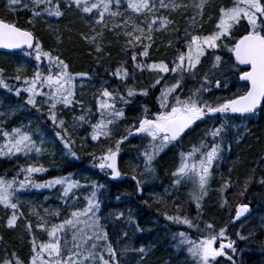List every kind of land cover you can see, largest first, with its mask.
I'll list each match as a JSON object with an SVG mask.
<instances>
[{"label":"trees","instance_id":"16d2710c","mask_svg":"<svg viewBox=\"0 0 264 264\" xmlns=\"http://www.w3.org/2000/svg\"><path fill=\"white\" fill-rule=\"evenodd\" d=\"M69 1L71 0H52L51 5L41 4L34 9L32 0L24 4L26 7H10L9 0H0V19L31 31L36 37V43H40L42 50L51 52L53 56L59 55L69 65V71L72 74L87 73L88 76L83 77V81L98 86L106 83L105 87H109L110 90H118L122 95H126V89L129 87L137 90L148 88L149 94L130 97L128 98L130 103L127 105L118 103L117 107L123 108L125 111V118L113 126L111 139L102 137L100 141H93L90 136L81 140V134H75L76 128H72L74 123L69 122L71 112L67 111L63 105H58V120L65 121L67 132L74 141L72 148L78 158L72 157L56 135L62 130L48 119L49 105L38 107L39 110H37L25 103L28 93L23 91V88L26 87L23 78L33 76L37 63L40 64L41 69L47 68L48 60L45 58L40 62L35 61V48L30 52L0 53V70H3L0 77L12 88L10 92L8 89L0 87V101L3 102L5 108L16 103L24 106L19 114L16 113L8 119L4 126L5 129L0 133L11 131L16 127L21 128V123H24L21 122V119L25 121L27 118L30 119L31 128L33 127L35 130L32 135H40V132H43L45 137L57 140L54 145L56 152L54 158H50L51 155H48L44 160L43 166L47 171L33 174L32 179L36 182H44L54 177L71 174L73 179H77L85 185L81 189L89 193L88 196L82 195L77 198L83 202H87L86 198L91 196L94 190L91 186L93 183L103 185L104 187L99 188L96 196L100 202L99 216L103 215L109 207L115 208L119 214L123 213L118 218V221L122 223V236L133 244L135 254L143 261V264H194L193 258L187 252V245L179 244V233L184 232L192 239L198 240L207 234L205 225L208 223L214 225V230L217 233L221 228H227L224 241L231 239L242 241L240 239V235H242L247 237L242 241L243 243H249L248 240L251 239L253 240L252 245L260 247L262 256L257 259L250 255L249 246H243L241 264H264V228L260 226L262 218L253 217L236 223L232 222L236 206L252 204L253 201H257V211L264 216V183H261V180H264V109L258 114L246 117L228 113L225 115L216 114L214 117L198 121L179 143L174 146L170 145L156 157L152 165L154 172H148L147 175L151 183L142 187L143 195L141 196L138 194L137 180L142 181L146 173L141 152L148 140L142 136L129 137L121 145L118 156V167L125 179L109 180L106 176L107 171H101L94 166L96 161L92 154L99 156L110 145H114L116 140L126 134L129 126L136 123L145 107L150 112H155L159 107L156 98L160 95L161 85L150 88L157 78V74L135 69L132 56L128 57L126 64L120 66L125 61L123 55L118 52L121 46L120 34L112 33L105 28L102 39L98 43L102 47V51L99 53L95 50L96 43L84 42L83 38L87 34L88 26L86 27L82 21L80 12H72L68 9ZM57 3L60 5L63 15L60 16L56 26L49 27L42 18L49 16L45 9L48 6L55 7ZM70 7L72 8V6ZM33 10L39 11L40 16H34ZM211 12H214L213 15L211 14L214 16L217 9ZM158 16L173 21L165 28L168 30L166 36L160 37L163 47L159 49V52H154V43H148L151 44V47L148 48L147 57L139 54L144 49L136 48L138 53L136 63L150 64L163 61L171 66L178 53L186 51V42L190 36L196 35L195 32H190L191 29L187 23H182L179 15L176 14L168 18V15H163L160 12ZM213 21L215 20H211L207 26L204 24H199V26L200 28L210 27L211 30ZM240 34L242 33H237V38ZM165 52H168L166 57L160 58L161 54ZM27 53H31V55ZM215 55L222 57V68L219 70L212 68ZM125 58L127 59V57ZM16 60H22L24 65H15ZM233 62L234 58L226 48L208 49L206 55L202 57L201 65L197 68L195 78L185 77L182 96H187L190 94V90L199 88L205 73H208L211 81V91L204 94L205 99L209 102L218 103L223 99L232 98L234 94H241L244 91V83L238 79L237 72L239 70L228 71L227 69V65ZM21 66H24L25 69L18 72L17 69ZM122 66L127 67L130 73V77L126 81L113 75L116 69ZM240 69L242 68L240 67ZM54 70L56 69L53 68ZM17 75L21 76L20 80L15 79ZM77 77L79 78V76ZM176 78V74H168L164 82L171 84ZM216 79L221 80L220 88L215 87ZM18 88L21 89L20 96L15 95V90ZM75 96H77L76 92ZM83 103L87 102L83 100ZM93 104L97 105L96 102ZM97 113L99 116V111ZM224 122H226V131L222 142L220 138H216V142H221L220 158L214 164L208 194L200 202L201 208L198 210L195 201L190 196L194 188L193 184L184 182L179 186H174L172 172L180 162V152L188 151L193 144H198L201 140L210 145L213 138L206 135V131L219 127ZM185 139L189 141L184 143ZM28 157L23 153L14 156H0V176L9 180L13 177L17 181L23 180L26 174L20 172V169L27 167L30 163L27 161ZM133 176L137 180H133ZM226 182L229 186L221 191ZM148 189H152L158 196H151L152 194L147 192ZM35 190L38 189L29 186L18 191L16 196L27 195L30 194V191ZM225 199L228 201L227 204H224ZM11 215V209L0 205V261L15 253L24 264H29L33 238L39 244L47 242L49 237L38 227L37 222L39 221L28 216L22 206L19 205L18 208L16 225L9 228L7 220ZM174 215L187 216L199 227L188 228L187 225L182 226L180 223H174L166 218V216ZM28 224H31V231L27 227ZM104 229L108 231L105 226ZM125 233H127L126 236ZM67 238L71 241V230L68 231ZM107 242L112 243L109 233ZM105 243L99 242L100 251H103ZM112 245L116 250V245ZM141 247L145 249L143 254L138 251ZM244 247H246L245 250ZM116 253L118 254L117 251ZM103 254L105 258L108 257L107 252H103ZM117 260L119 264H126L123 260L120 261L118 256ZM213 264L231 263L224 258H219Z\"/></svg>","mask_w":264,"mask_h":264},{"label":"snow or ice","instance_id":"6c2138e0","mask_svg":"<svg viewBox=\"0 0 264 264\" xmlns=\"http://www.w3.org/2000/svg\"><path fill=\"white\" fill-rule=\"evenodd\" d=\"M32 2L34 9L41 4H52V0H32ZM113 2L118 6L120 0H97L91 4L89 0H71L69 6L75 5L77 8H82L84 13H92L93 9L98 10L99 18L96 23L103 24L107 28L105 13L112 17L120 15L118 11H111ZM9 6L26 7L23 0H9ZM207 6L208 0H199V3L195 5L201 17ZM159 7L168 8L169 4L165 3V0H159ZM180 7H187V5L171 4L173 10ZM128 8L135 13L144 15L154 12L156 2L155 0H128ZM45 11L49 16L59 17L63 15L58 3L54 8H46ZM40 14L39 11L33 10L34 16H40ZM158 19L160 28H166L168 24L173 23L165 17ZM156 24L157 19H152L143 26L132 21L129 27V21L126 20L124 22V35L127 37V45L133 48L137 45L143 46L144 50L140 55L147 57L148 48L151 47V44H145L144 41L153 39V32L159 30L154 28ZM112 27L116 29L120 28L121 25L114 24ZM237 33L242 34L237 38ZM98 36L102 37L103 33H97L96 36L85 37V39L95 43ZM33 41L32 32L23 30L15 23H8L0 19V48L17 49L23 46H27L29 49L35 48V61L40 62L45 58L48 60L47 68L41 69L40 64L37 63L33 76L23 78V83L26 85L23 91L28 93L25 103L39 110L37 97H46L45 103L49 105L48 119L62 130L56 133L57 137L63 143L64 148L68 150V154L78 158L76 152L73 151L74 141L67 132L65 121L63 119L58 120L57 106L68 107L73 104L74 81L77 76L86 77L88 74H72L69 71V65L59 55L53 56L51 52L43 51L40 43L34 44ZM221 47L226 48L234 57V62L227 65V69L228 71L239 70L237 72L238 79L244 82V91L241 94H234L232 98L223 99L222 102H209L205 99L204 94L211 91V81L208 73H205L201 86L190 90L189 95L182 96L185 77L195 78L197 68L201 65L202 57L206 55L207 50H217ZM95 50L99 53L102 48L97 44ZM27 54L31 55V53ZM131 59L135 69L157 74V78L150 85V88L161 85L160 95L156 98L159 107L155 112H150L145 107L143 114L137 118L136 123L130 125L126 134L116 140L114 145H110L99 156L92 154L96 161L94 166L101 171L109 170L112 179H117L122 175L118 167V156L121 145L130 136L140 135L147 138L148 143L144 146L141 155L144 158L145 171L151 173L154 172L152 165L156 157L170 145L174 146L179 143L198 121L214 117L216 114L232 113L245 116L264 109V0H232L230 7H220L214 30L203 36L191 35L186 42V51H180L172 61L171 66L163 61L150 64L136 63L137 55L135 53ZM222 63V57L215 55L212 68L219 70L222 68ZM239 66H245L247 70L240 69ZM53 68L56 71H53ZM2 71L0 70V73ZM17 71L20 72L23 69L18 68ZM168 74H176L177 77L171 84L164 82ZM113 75L122 81H126L130 77L127 67L123 66L117 68ZM15 79L20 80L21 76L17 75ZM0 87L12 91V88L2 77H0ZM215 87H221L220 79L215 80ZM148 94V88L137 90L129 87L126 89V95H122L118 90L102 87L97 97L99 119L95 123H91L88 117L92 110L88 108L80 116L74 117V120L81 125L90 124L91 140L100 141L102 137L111 139L113 126L125 118V111L123 108L117 107L118 103L127 105L130 103L128 98L137 95L147 96ZM15 95L20 96L21 89H16ZM225 125L226 122L221 123L219 127L206 131V135L213 138L210 145L201 140L198 144H193L188 151L180 152V162L172 172L174 186H179L184 182L193 184L194 188L190 196L195 201L198 210L201 208L200 202L208 194L214 164L220 158L221 142L226 131ZM2 135L5 139L4 143L0 144V156H14L20 153L28 155L33 151L40 154L44 151L41 146H37L32 135L20 127L12 128L10 132L3 131ZM216 138H220L221 142H216ZM42 144L43 141H41ZM46 171L47 169L43 165L29 163L27 167L20 169V172L26 174L23 180L17 181L15 177L9 180L0 176V205L12 210V215L7 220L9 228L14 227L18 219L19 203L16 199L18 191L29 186L34 189H52L59 185L62 187V198H74V190L85 187L79 180L73 179L71 174L54 177L44 182H36L32 179L33 174ZM132 179L137 180L135 176ZM141 183L137 180V190L142 192ZM261 183H264V180H261ZM91 186L94 190L91 196L86 198L87 206L85 208L71 211L70 216L58 224L53 223L46 226V221L38 224L39 228L47 232L49 239L47 242L37 244L33 238L29 264H89L90 261L93 264H119L116 250L112 243L107 242L108 233L105 231L104 225L100 223L99 216H97L100 210V202L96 199L97 191L104 186L96 183ZM228 186L226 182L221 191ZM65 203H67V199H65ZM227 203L228 201L225 199L224 204ZM248 212L249 206L247 204L238 205L235 210V219L239 220ZM52 214L58 217L60 212L55 211ZM120 215L122 216L123 213ZM166 218L174 223L187 225L188 228L199 227L187 216L174 215L166 216ZM27 227L31 231V224H28ZM69 230H71V241L67 238ZM205 230L207 234L198 240L192 239L184 232L179 233V244L187 245V252L193 258L194 264H213L217 257L224 256H227L231 264H236L233 255H228L227 252V250H231L233 254L236 253L235 241L222 242L226 238L227 228H221L217 233L214 230V225L208 223L205 225ZM126 235L127 233H125ZM240 239L245 240L247 237L240 235ZM101 241L106 242L103 251L99 250V242ZM218 241L220 242L217 246ZM138 251L143 254L145 249L141 247ZM103 252H107V258ZM0 264H24V262L13 253L11 257L0 261Z\"/></svg>","mask_w":264,"mask_h":264},{"label":"rangeland","instance_id":"374dc122","mask_svg":"<svg viewBox=\"0 0 264 264\" xmlns=\"http://www.w3.org/2000/svg\"><path fill=\"white\" fill-rule=\"evenodd\" d=\"M29 0H23V4L28 2ZM71 3V1H69ZM97 0H89V3H95ZM156 2V8L154 9L153 13H145L144 15H140L138 13L133 12L130 8H128V0H120L119 5L117 6L115 2H113L111 11H118L120 13L119 16L112 17L108 13H105V22L107 23L109 29L112 33H117L120 34V44L121 46L118 49V52L123 55L125 61L120 64L124 65L128 62V57L132 56L134 53L138 55L136 48H140L143 50V46L137 45L135 48L127 45V37L124 35V22L126 20L129 21V27L132 21H135L137 24H141L142 26L146 24L147 22H150L152 19H157V24L154 25V28H157L159 30L154 31L152 36L153 39L151 41L145 40L144 43L148 44L150 42L154 43L153 50L154 52H159V49L163 47L160 42V37L161 36H166L168 30H165V28H160L159 25V16L158 14L160 12L163 13V15H168L169 17L175 16L176 14L179 15L182 19V23H187V26H190V32L193 31L195 32L196 35H207V32L209 33L214 30L215 27V22L218 16L219 8L222 6L225 7H230L232 4V0H208V6L205 8L204 14L201 17V15L198 14L199 10L195 7L197 3H199V0H165V3L169 4L168 8H160L159 7V0H155ZM69 3V5H70ZM176 3L178 5H187V7H180L176 10H173L171 8V4ZM68 5V9H70L72 12H80L81 14V19L85 23V26H88V31L87 34L84 36V42L88 44H95L96 45L100 42L102 37H97L95 43L91 42L90 40L85 39V37H92L96 36L97 33H103L104 34V27L103 24H97L96 20L99 18V12L96 9H93L92 13H84L82 11V8H77L75 5H72V8ZM217 5V6H216ZM48 8H54L51 6H48ZM217 9V12L215 13L214 16L213 13L211 12L212 10ZM212 14V15H211ZM193 17L195 18L193 20ZM59 17L56 16H47L43 17L42 20H44L49 27L56 26L57 23H59ZM211 20L213 23H211V30L210 27L207 28H200V25H208ZM114 24H119L121 25L120 28L113 29ZM91 30V31H90ZM184 31V29H183ZM201 32V33H199ZM208 33V34H209ZM95 45V46H96ZM102 48V47H101ZM141 52H139L140 54ZM168 52L162 53L160 58L166 57ZM142 56V55H140ZM127 57V59L125 58ZM146 60V59H143ZM15 65H24L22 60H16ZM20 69H25L24 66H21ZM56 71V70H54ZM75 92L77 96H74L73 99V104L68 106L67 111L69 110L71 112V116L69 119V122H73L74 126L72 127L73 129L76 128L75 134H81L80 139L82 140L83 138H88L90 136L91 138V128L90 124H83L81 125L80 123L76 122L74 120V117H78L81 114H83L88 108H91V115L88 117L91 123H95L97 119H99L98 116V109L97 105H94L93 102L97 103V97L96 95H99V91L101 90L102 87H105L106 83H104L102 86L98 85H91L88 82H85L78 77H76L75 81ZM44 91H47V89H44ZM83 93V94H82ZM85 95V96H84ZM28 98V97H27ZM46 97H37V105L38 107L47 105L45 103ZM83 100L87 102L86 104L83 103ZM24 106L21 104H12L10 106H7L6 108L3 105V102L0 101V113H3V115H0V131L4 130L5 124H7V121L10 117L13 115L19 114L23 110ZM30 119H27L25 121L21 120L22 125V130L29 132L30 135H32V132L35 131L33 127L31 128V123H29ZM198 123V122H197ZM76 124V125H75ZM3 128V129H1ZM10 132V131H9ZM140 136V135H139ZM32 138L36 141L37 146H41L44 151L40 154L35 153L34 151L31 152L27 155L29 156L27 161L30 162L31 164H42L44 165V160L47 158L48 155H51L50 158H54L55 156V143L57 142L56 139H51L48 136L45 137V134L43 132H40V135L38 134H33ZM3 135L0 133V143L4 142ZM41 141H43V144L41 145ZM189 140L185 139L183 142L187 143ZM148 172L145 173L144 179L141 181V185L143 186H148L151 182L147 177ZM83 185V184H82ZM147 192L152 194L151 196L157 197L158 195L154 194V191L151 189H148ZM62 193V187L57 185L56 187L52 189H38L35 191H30V194L27 195H21V196H16V199L19 203L20 206L24 209V211L27 212L28 216H31V218H36L39 222L37 224L47 222L46 226H50L51 224L55 223L58 224V222H61L63 219L68 218V215L71 213V211H74L76 209H83L87 206V202L79 201L77 198L81 197L82 195L88 196L89 193L88 191H84L83 189H76L74 190V198H62L61 197ZM65 199H67V203H65ZM240 205V204H239ZM238 206V205H237ZM236 206V208H237ZM253 212L249 218H253L254 215L256 214L258 207H257V201H253L251 205H249ZM235 208V210H236ZM48 210L47 212L45 210ZM3 211V210H2ZM55 211H59L60 215L57 217L53 215ZM100 210L97 213V216H99ZM120 217V214L118 211L113 208L109 207L108 210L100 216V223L103 224L107 228V232L111 236L112 239V244L116 245V251L118 252L117 256L120 261H124L126 264H143L141 259L136 256L133 244L127 239L122 236V223L118 221V218ZM257 217L262 218V224L260 225L261 227L264 228V216L262 213L257 214ZM256 217V218H257ZM237 220L235 219V212H234V217L232 219V222H236ZM182 226H186L184 224H181ZM124 227V226H123ZM42 232L46 233L47 232L43 229H41ZM259 238V237H258ZM249 243H243L239 240H236L237 244L234 246L236 247L237 251L235 254L229 251V255H233L234 258L237 259V262L241 264L240 258H241V253L240 249L243 246H252L253 240H248ZM220 241H218L217 244H219ZM224 242V240L222 241ZM227 243V242H224ZM227 260V259H226ZM89 264H93V262H89Z\"/></svg>","mask_w":264,"mask_h":264},{"label":"water","instance_id":"95a60500","mask_svg":"<svg viewBox=\"0 0 264 264\" xmlns=\"http://www.w3.org/2000/svg\"><path fill=\"white\" fill-rule=\"evenodd\" d=\"M33 36H34V35H33ZM35 41H36V39H35V36H34V41H33L34 44H35ZM32 49H33V48H32ZM32 49H29L27 46H23L22 48H17V49H5V48H0V52L10 53V52H20V51H24V50L30 51V50H32ZM241 67H243L245 70H247L245 66H241ZM243 83H244V82H243ZM258 111H260V110H258ZM258 111H257V112H258ZM249 212H250V209H249ZM249 212H248V213H249ZM248 213H245V215H243V216H241V217H244V216L248 215Z\"/></svg>","mask_w":264,"mask_h":264},{"label":"bare ground","instance_id":"6f19581e","mask_svg":"<svg viewBox=\"0 0 264 264\" xmlns=\"http://www.w3.org/2000/svg\"><path fill=\"white\" fill-rule=\"evenodd\" d=\"M21 120H23V119H21ZM249 249H250V255H252L253 257L259 259L262 256V253L260 251V247L259 246L252 245V246H250Z\"/></svg>","mask_w":264,"mask_h":264}]
</instances>
